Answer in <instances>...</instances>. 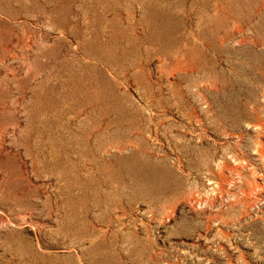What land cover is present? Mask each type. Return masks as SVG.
I'll list each match as a JSON object with an SVG mask.
<instances>
[{
	"label": "rangeland",
	"instance_id": "obj_1",
	"mask_svg": "<svg viewBox=\"0 0 264 264\" xmlns=\"http://www.w3.org/2000/svg\"><path fill=\"white\" fill-rule=\"evenodd\" d=\"M0 264H264V0H0Z\"/></svg>",
	"mask_w": 264,
	"mask_h": 264
}]
</instances>
